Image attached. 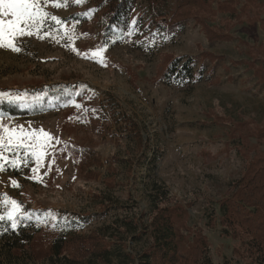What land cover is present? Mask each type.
<instances>
[{"label":"rangeland","instance_id":"rangeland-1","mask_svg":"<svg viewBox=\"0 0 264 264\" xmlns=\"http://www.w3.org/2000/svg\"><path fill=\"white\" fill-rule=\"evenodd\" d=\"M90 1L42 4L62 23L48 20L38 35L20 37L19 51L0 47V97L20 100L28 83L64 82L75 93L41 116L0 114V222L9 221L12 200L17 224L42 217V226L65 212L96 213L102 196L123 206L79 222L88 235L115 217L147 214L151 174L169 190L170 206L186 213L178 223L190 251L196 248L189 264L206 255L213 264L264 263V0H208L191 8L184 32L161 41L129 29L131 37L112 48L100 18L89 16ZM205 26L223 42L208 43ZM202 54L216 58L210 80L161 82L172 58ZM10 135L17 138L11 145ZM39 143L45 155L37 160L32 151ZM150 161L157 165L147 170ZM228 201L232 208L240 203V214L222 219L219 208ZM122 238L135 253L149 247L147 239Z\"/></svg>","mask_w":264,"mask_h":264},{"label":"trees","instance_id":"trees-1","mask_svg":"<svg viewBox=\"0 0 264 264\" xmlns=\"http://www.w3.org/2000/svg\"><path fill=\"white\" fill-rule=\"evenodd\" d=\"M94 7L91 17L100 18L104 27L103 40L112 48L122 40L130 38L129 29L149 34V38L164 40L184 32L185 23L193 19L192 9L208 4V0H92ZM192 8V9H191ZM204 8V7H203ZM87 17L75 15L74 19L86 21ZM205 39L212 45L218 44L220 37L206 26ZM216 60L204 54L191 57H176L168 62L161 82L165 85L186 83L198 84L205 79H211L214 72L209 62ZM226 65V63L224 64ZM24 97L20 100L9 101L7 97H0V114L14 118H30L41 116L66 106L75 94L64 82L57 85L44 83H28ZM14 94H19L13 90ZM22 92V91H21ZM110 97V96H109ZM107 103L114 106L111 102ZM136 138L143 140L137 127ZM150 150H148L149 152ZM144 154L137 159L136 167L145 164L150 156ZM154 152V151H153ZM156 166L157 161L146 164ZM147 200L150 210L146 214L132 217H115L114 221L105 229L91 231L86 235L78 229L79 222L88 223L93 218H105L107 215L120 210L123 206L114 205L115 201L107 196L99 199L96 213L80 215L65 212L56 215L57 219L51 223L45 219L40 225L42 217L36 222L31 219H20L17 227H11V221L0 222V264H189L194 253L190 251V244H186L184 233L181 232L178 220L186 215L179 206L172 208L169 202L170 192L166 186L147 175ZM110 189V188H109ZM97 200V199H96ZM240 203L227 204L219 208L222 219L231 214H240ZM118 209V210H117ZM216 212L208 209L213 216ZM31 216H35L33 212ZM73 216L75 219L70 217ZM213 218V217H212ZM211 218V219H212ZM49 238H47V235ZM129 235L133 243L148 240L149 247L140 253H135L127 241L122 238ZM41 237L47 238V243L41 242ZM196 264H213L208 255L202 256ZM264 264V263H261Z\"/></svg>","mask_w":264,"mask_h":264},{"label":"snow or ice","instance_id":"snow-or-ice-1","mask_svg":"<svg viewBox=\"0 0 264 264\" xmlns=\"http://www.w3.org/2000/svg\"><path fill=\"white\" fill-rule=\"evenodd\" d=\"M64 4L67 0H63ZM77 4L82 3L83 0H75ZM51 3L53 6H61V0H0V47H7L13 51H19L16 45V41L22 36H31L33 34H39L42 30V24L48 20L55 21L60 24V21L56 16L49 14L41 6L42 4ZM38 38H40L38 36ZM98 53H94L97 55ZM48 136V134H44ZM17 139L14 136H9L8 144H13ZM3 138L0 137V143ZM19 146V145H17ZM44 143L36 144L33 148L32 155L37 157V160L43 158L45 153L43 151H37L36 149H43ZM0 159H3L0 155ZM14 163V161H13ZM3 170V166L0 165V171ZM36 169H33L35 172ZM15 186V181H13ZM12 205L11 210L7 212V219L11 221V227H17L16 215L19 210V205L16 201H8ZM30 215V214H29ZM5 216L0 215V220H4Z\"/></svg>","mask_w":264,"mask_h":264}]
</instances>
